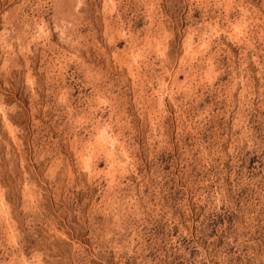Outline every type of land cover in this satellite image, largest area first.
<instances>
[{"label":"clouds","instance_id":"obj_1","mask_svg":"<svg viewBox=\"0 0 264 264\" xmlns=\"http://www.w3.org/2000/svg\"><path fill=\"white\" fill-rule=\"evenodd\" d=\"M0 264H264V0H0Z\"/></svg>","mask_w":264,"mask_h":264}]
</instances>
